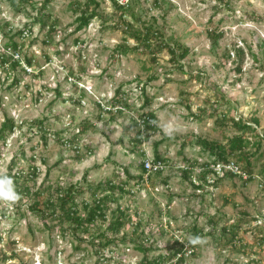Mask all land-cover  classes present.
<instances>
[{
  "label": "rangeland",
  "instance_id": "obj_1",
  "mask_svg": "<svg viewBox=\"0 0 264 264\" xmlns=\"http://www.w3.org/2000/svg\"><path fill=\"white\" fill-rule=\"evenodd\" d=\"M44 1L30 0L14 10L10 2L0 0V55L8 56L6 44L14 42L23 59L14 69L9 62L0 66V127L7 119L14 125L6 140H0V172L6 174L15 161L12 175L21 169L26 177L20 176L19 186L30 190L16 205L0 201V264H99L95 247L88 242L91 233L105 232L117 205L130 218L117 238L130 242L121 244L117 253L104 251L111 264H137L142 252L133 243L151 245L157 256L173 250L175 241L184 248L191 245L193 251L186 250L182 264H264V0H163L157 6L154 0L132 2L141 22L152 23L166 40L172 38L188 49L182 71L166 49L154 56L155 62L143 48L114 58L115 47L126 39L131 48L135 41L119 29L102 28V22L109 27L120 19L111 0H96L102 18L81 30H77V3L86 0H52L55 32L47 37V30L37 25L28 36H18ZM125 21L140 27L129 16ZM25 59L32 61L30 73L24 69ZM151 77L156 79L148 82ZM147 82L145 94L152 99L147 110L156 116L157 130L147 132L139 149L145 159H152L155 144L167 139L157 148L166 159L161 173L144 176L138 187L130 183L124 194L115 189L106 223L98 220L90 233L78 231L73 236L68 222L31 214L28 207L43 184L54 199L58 189L72 186L80 206L91 200L89 185L96 187L108 179L119 185L126 166L132 175L138 174L135 166L141 159L129 153L133 149L129 139L135 135L129 125L131 117L144 112L142 88ZM118 90L127 109L120 105L119 112H104ZM232 119L252 127L245 134L244 150L250 157L252 180L228 176L215 167L208 183L194 189L191 181L199 184L201 166L210 157L188 142L226 144L238 135ZM40 121L49 131L47 144L41 138ZM84 122L93 127L78 133ZM170 124L176 128L171 135L165 131ZM53 133L65 138L77 135L83 158L76 160V151L58 144ZM180 148L192 161L189 178L182 172L186 165ZM29 165L38 168L35 178L29 177ZM237 166L242 170L244 163ZM194 224L202 229L199 237L205 243L189 242L195 236ZM224 225L238 226L233 243L222 233ZM62 227L68 229L65 235Z\"/></svg>",
  "mask_w": 264,
  "mask_h": 264
},
{
  "label": "trees",
  "instance_id": "obj_2",
  "mask_svg": "<svg viewBox=\"0 0 264 264\" xmlns=\"http://www.w3.org/2000/svg\"><path fill=\"white\" fill-rule=\"evenodd\" d=\"M10 2L12 8L14 10H19L20 6L23 4H28L30 0H7ZM52 0H45L41 6L36 11V15L33 18L32 22L29 25H25L23 29H21L20 32H17L18 36L22 37V34L27 31L28 33H32L35 26H39V29L41 30H47V37H50L53 32L56 30V26L51 21L52 19V8L50 7V2ZM139 0H127L126 3H119L118 0H111L112 5L114 7L115 11H118L120 13L119 15V21L117 23H114L112 26L107 27L106 22H102V28H111L113 30L119 29L122 33L126 35L125 38H131L135 41V44L133 47L129 48L127 45V41L125 39L124 44L118 45L115 47L113 51V57L117 58L118 56H124L131 52H135L139 48H143L147 50V52L151 53L153 55L152 61L155 62L154 56L159 53L162 49H166L168 54L170 55L171 62L173 64H176L178 68L182 71V68L184 64H181V61L186 58L188 55V49L180 44L178 41L174 39L166 40L163 36L160 29L156 28L155 25L152 23L146 24L144 22L140 21V17L134 13L132 9V2H137ZM155 5L157 6L160 2H163V0H154ZM222 1V0H220ZM78 6H80L79 9V17L76 19V22L78 23L77 30H81L82 28H85L89 25V23L98 17H101L98 8L99 3L96 0H86L83 5H80L77 3ZM129 16L133 19L134 22L140 23V27H136L131 22H126L125 18ZM102 18V17H101ZM212 36V35H211ZM214 41V39H213ZM7 49H11L12 51H19L21 52V48L14 42H9L6 44ZM6 49V50H7ZM7 62H9V66L14 69L17 66L20 65V61L18 60H11V57L6 56L5 53H2L0 55V66L5 65ZM25 63L28 67L32 66V61L25 59ZM237 72H240V68L236 69ZM156 77H151L148 82L155 80ZM148 82L143 85L142 88V94H143V103L141 105V109L144 110L140 115H138L137 118L131 117V123L129 125V129H133L135 131V135L132 139H129L130 144L133 146V149L129 150V153L136 154L140 159V163L135 166L136 170L138 171L137 175H132L130 173L129 166L122 167V172L125 175V180L120 181L119 185L116 186L114 181L112 179L106 180L104 183H99L96 187H92L89 185L86 188V191L89 192L91 200H83L80 203V206L76 203V195L72 186L66 188L65 190L58 189L59 193L54 199L52 197V193L49 189L44 188V184L38 188V190L34 193L35 200L32 201L30 206L28 207V210L31 214H34L38 218H42L44 220H50L53 218H57L58 221H65L68 222L69 225L73 227L72 229V235L76 236V233L78 231L82 233H90V228L93 226V224L98 223V220H100L102 223H106V211L108 208V201L114 200V190L117 189L121 194H124V190L127 185L133 182V186H139L142 181L144 180V176H146V171L143 167L142 160L145 157V153L139 149V146L141 145L143 139L148 136L147 132L152 130L153 132L157 130L156 128V116L152 111H148L152 99H150L145 94L144 86L148 84ZM17 80L14 81L13 84H16ZM124 94L122 91H116V94L113 98L110 99L106 103V107L108 109H105L104 112H107L109 114L112 113V111L119 112V106L122 105V107L126 108L128 107V103L126 99H123L122 97ZM97 106L101 108V105L97 103ZM115 109H112V108ZM98 121L101 120V113L98 114L96 117ZM233 124H235V127L238 131V135L232 137L230 140L227 141L226 144H218L215 142H207L206 140H196L194 143L188 142L190 146H198L199 150L202 153H207L210 157V160L207 163H203L201 168L203 171H201L197 177V182H199L198 185L194 183V181H191V185L194 189L198 190L202 187V184H206L207 182V176L209 174H214L215 171L213 168L215 167H223L227 165L230 162H233L234 164L238 165V163L243 162L244 166L242 171L248 175L247 181H251L253 178L252 170H251V163H250V157L247 152H244L246 144L248 142L245 139V134L252 130V127L248 123H241L240 121H234L232 119ZM255 124H257V121H254ZM39 128L43 129L41 136L43 143L47 144V137L48 132L47 129L44 127V122L40 121L38 123ZM93 123L91 122H84L83 127L79 129V132H85L86 129L92 128ZM14 125L12 122L7 119L4 120V122L1 124L0 127V140L5 141L9 133L13 131ZM6 131H8L6 133ZM141 131H144V133H141ZM52 136L54 137V140L60 144L61 146H64L66 148H72L76 151V160L80 161L83 157L80 155V152L78 151V147L76 144L77 141V135H73L70 138H65L61 136L59 133H53ZM122 142L123 140L120 139ZM167 139H161L160 142L156 143L154 146V154L152 160L154 162H162L165 164L166 159L162 156V154L158 151V147ZM179 154L182 155V162L184 165V169H182V172L184 176L189 178V175L191 174V169L189 167H193L191 158L184 156L183 148H180ZM235 158V161H232ZM15 161H11L9 164L8 172L6 175L10 176L15 185L16 192L20 195V200H18L16 203L20 202L23 195L29 194V188L28 187H22L19 186V178L21 175H23V171L19 168H17L18 171H16L15 174L12 175V170L14 168ZM187 167V168H186ZM29 170H31L30 176L31 178H35L37 176V170L38 168L34 165H29ZM55 168V166L53 167ZM87 172L84 175L83 181L86 182V176ZM223 172V171H222ZM161 172H157L153 175L157 176ZM227 173L228 176H234L236 175L232 174L231 172H223ZM48 174V173H47ZM118 176V173L116 174ZM47 176V175H46ZM23 177H26L23 175ZM149 177V174L146 176V178ZM107 192V193H106ZM129 192V191H128ZM106 193V194H105ZM15 203V205H16ZM8 205V204H7ZM83 211V212H82ZM2 218H5V214L1 213ZM112 220L107 225L105 232L95 234L91 233L92 238L89 240V245L92 247H95L94 255L98 257V263L103 264H111L112 258H105L103 257V253L105 250L110 251L111 253H117L118 247L121 244H128L130 241H127L125 237L123 238H117L122 228L125 226V224L130 222L129 216H126L124 213V210L117 205L115 210L111 213ZM209 223L213 225L212 221L209 220ZM137 225V224H136ZM70 230V229H69ZM192 230L195 232V236H199L202 233V229H197L195 227V224L192 226ZM137 231V226L136 230ZM134 231V232H135ZM222 233L224 235H229V241L232 243L235 241L237 234H238V226L232 225L227 227L226 225L222 228ZM68 232V229L62 227L61 233L65 235ZM109 234V235H108ZM62 235V236H63ZM64 237V236H63ZM78 240H82L80 237H78ZM95 241V242H94ZM135 247H137L142 252V258L137 264H182L185 261L184 253L187 249L191 251V254H193L191 245H188L187 248H184V244H180L178 241H175L176 247L173 248V250H170L166 254H159V255H153V247L149 245L148 247H145L144 245H138L137 243H133ZM80 247L77 246L76 249H79ZM176 261L174 263L172 262L174 258H176ZM5 259V258H4ZM121 264V263H116Z\"/></svg>",
  "mask_w": 264,
  "mask_h": 264
},
{
  "label": "built area",
  "instance_id": "obj_3",
  "mask_svg": "<svg viewBox=\"0 0 264 264\" xmlns=\"http://www.w3.org/2000/svg\"><path fill=\"white\" fill-rule=\"evenodd\" d=\"M28 36V32H24L22 34V37H26ZM7 55L11 57V59L13 61L18 60V61H22V56L20 54L19 51H12L11 49H8ZM24 69L26 72L30 73V67L28 66H24ZM99 104L101 105V103L99 102ZM102 106V105H101ZM105 109H108V107H105ZM112 109H115L114 107ZM122 109V108H119ZM141 133H144V131H141ZM143 162V167L146 171V176L149 174H155L157 172H161L165 166L162 162H154L151 158H146L144 157V159L142 160ZM217 171H225V172H231L232 174L240 177L243 180H247L248 175L246 173H244L236 164H234L233 162L228 163L227 165L223 166V167H219L217 169Z\"/></svg>",
  "mask_w": 264,
  "mask_h": 264
},
{
  "label": "clouds",
  "instance_id": "obj_4",
  "mask_svg": "<svg viewBox=\"0 0 264 264\" xmlns=\"http://www.w3.org/2000/svg\"><path fill=\"white\" fill-rule=\"evenodd\" d=\"M166 133L171 135L176 128L173 125H168L167 129H165ZM20 195L15 190V185L13 179L0 172V201L7 203L9 206L15 204L18 200H20ZM189 242L193 245L203 244L206 241L199 236H192L189 238Z\"/></svg>",
  "mask_w": 264,
  "mask_h": 264
}]
</instances>
